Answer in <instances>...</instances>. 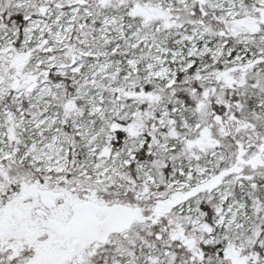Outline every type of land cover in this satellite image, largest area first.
I'll return each mask as SVG.
<instances>
[{"label": "snow or ice", "instance_id": "6c2138e0", "mask_svg": "<svg viewBox=\"0 0 264 264\" xmlns=\"http://www.w3.org/2000/svg\"><path fill=\"white\" fill-rule=\"evenodd\" d=\"M0 264H264V0H0Z\"/></svg>", "mask_w": 264, "mask_h": 264}]
</instances>
